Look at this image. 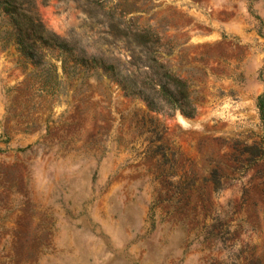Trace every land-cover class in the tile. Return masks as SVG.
<instances>
[{
	"label": "rangeland",
	"instance_id": "1",
	"mask_svg": "<svg viewBox=\"0 0 264 264\" xmlns=\"http://www.w3.org/2000/svg\"><path fill=\"white\" fill-rule=\"evenodd\" d=\"M24 5L139 85L148 28L189 105L150 108L58 50L46 76L0 38V264H264V159L245 150L264 148V0Z\"/></svg>",
	"mask_w": 264,
	"mask_h": 264
},
{
	"label": "trees",
	"instance_id": "2",
	"mask_svg": "<svg viewBox=\"0 0 264 264\" xmlns=\"http://www.w3.org/2000/svg\"><path fill=\"white\" fill-rule=\"evenodd\" d=\"M0 11L7 17V23L10 26V29H1V43L6 44L12 41L23 58L30 61L40 73L44 72L46 76L55 72L57 68L53 63L47 62L45 57L50 51L58 50L62 56L63 68L68 58L74 62L75 66L101 68L114 77L126 93L141 96L150 108L159 109V102L156 101L159 95L181 108L189 105L185 85L181 84V81L159 62L158 38L148 28H142L134 33L138 44L142 46L140 52H143L137 59L140 63L147 64L151 70L144 75L139 85L135 78L123 74L118 64L109 57L87 55L82 47L46 30L38 17L24 5V0H0ZM153 81L157 87L153 86ZM45 82L49 80L45 79ZM186 114L191 115L192 110L187 111ZM245 150H256L257 153L254 154L252 151L248 152L254 156V160L264 159L262 145L246 146Z\"/></svg>",
	"mask_w": 264,
	"mask_h": 264
}]
</instances>
